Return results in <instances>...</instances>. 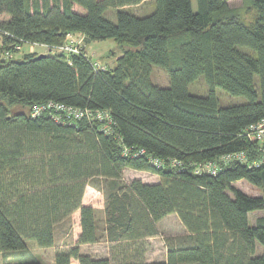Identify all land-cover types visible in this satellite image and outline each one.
<instances>
[{
  "label": "trees",
  "instance_id": "trees-1",
  "mask_svg": "<svg viewBox=\"0 0 264 264\" xmlns=\"http://www.w3.org/2000/svg\"><path fill=\"white\" fill-rule=\"evenodd\" d=\"M145 1L0 0L7 15L0 16V252L18 253L3 264H45L27 240L52 247L55 224L76 210L80 231L71 248L55 251L53 264H264V194L232 185L244 179L264 189V141L245 133L264 119V0H244L255 11L250 23L228 0H196L195 11L191 0H153L143 15L127 8ZM109 8L116 22L103 16ZM67 33L83 37V51L114 40L121 49L114 66L94 70L83 55L51 51L12 58L22 45L61 44ZM153 66L167 72V86L151 80ZM200 76L207 92H190ZM216 88L246 100L221 106ZM47 101L108 111L110 128L95 117H32L31 107ZM236 152L247 161L194 172L197 163ZM126 168L159 180L127 182ZM90 179L104 197L100 219L82 203ZM171 213L188 233L164 236L166 260L147 262L148 238ZM99 241L108 243V258L79 249Z\"/></svg>",
  "mask_w": 264,
  "mask_h": 264
},
{
  "label": "rangeland",
  "instance_id": "rangeland-1",
  "mask_svg": "<svg viewBox=\"0 0 264 264\" xmlns=\"http://www.w3.org/2000/svg\"><path fill=\"white\" fill-rule=\"evenodd\" d=\"M192 1V9L195 11L197 9L196 0ZM228 6L230 9L236 11L242 20L245 23H250L254 20V8L245 3L244 0H228ZM74 8L78 11L81 9L77 6ZM130 11L134 12L138 15H143L151 12L154 9L153 0H146L140 4L127 7ZM1 18H7V15H0ZM103 16L109 19L112 22H116V11L112 8H109L103 12ZM81 37L80 34H76L75 38ZM1 43V37H0ZM90 49H86L85 51L91 56L92 61L99 63L102 67H113L115 64L116 57L120 54V48L116 47L114 40L105 39L101 41H93L91 43ZM33 48L37 52L46 51L45 48L39 47L38 45L28 46ZM244 51H250L247 47H242ZM22 57V53L14 54L12 56L13 59H20ZM151 80L161 86H167L169 83L168 74L165 70L159 68L158 66H153L151 70ZM188 89L192 93L204 94L207 92L208 87L206 85L205 79L203 76H200L191 84H189ZM216 94L219 99V104L224 106L229 103H241L246 99L243 96H232L224 92L220 88H216ZM11 111L19 112L25 111L26 109H22L19 106L11 107ZM27 111V110H26ZM25 111V112H26ZM122 178L125 181H130L132 179H140L143 182L153 181L156 177L149 172L135 170L131 168H126L122 171ZM96 179L88 180V183L85 186L83 198L85 202L92 205L97 218L100 219L102 217V210L104 205V197L103 194L98 188H95ZM232 185L243 192L249 195H261L264 194V189L254 186L247 182L244 179H239L232 183ZM75 212V211H74ZM72 212L69 216L65 217L62 221L58 222L54 226V245L52 247H39L35 242L31 240H27V249L39 257L45 264H53L54 261V253L57 249H69L74 245V241L78 235V222L75 213ZM261 214V211H253L249 213V223H252L258 215ZM94 243L91 244V248L95 249L96 252H100V248H104V244ZM89 246V245H88ZM109 247V245H108ZM90 248V249H91ZM85 249V248H84ZM86 248L87 250H90ZM261 251V248L258 246V252ZM16 251H5L0 252V264H3L5 261L16 259L18 256Z\"/></svg>",
  "mask_w": 264,
  "mask_h": 264
},
{
  "label": "built area",
  "instance_id": "built-area-1",
  "mask_svg": "<svg viewBox=\"0 0 264 264\" xmlns=\"http://www.w3.org/2000/svg\"><path fill=\"white\" fill-rule=\"evenodd\" d=\"M76 34L67 33L65 40L61 44L47 45V44H38L34 43L30 46L38 45L43 47L46 51H51L55 53H63L65 55L70 54H80L86 58H89L92 62L94 70L106 69L102 67L99 63L92 61L91 56L84 50L83 51V37L75 38ZM43 112H48L56 122H66V120L82 119L83 117L88 118L89 120L93 117L99 119L103 122L101 129L105 132H108L110 126H108L109 113L108 111H98L96 110L93 114L87 109H81L78 107H72L65 105L63 103L47 101L44 103H37L31 107L30 114L32 117H36ZM107 121V122H106ZM246 135L251 141H264V119L259 121L256 124L250 125L246 129ZM127 148L124 149V153H127ZM144 151L142 149L136 150L132 155L136 156L142 154ZM239 160L241 162H246L247 158L244 152L228 153L221 155L217 160H210L203 163H197L194 165L195 173H206V174H216L222 167L228 164L230 161ZM150 162L157 167L163 166V160L152 158ZM259 161L253 160L254 165L258 164ZM172 165H181L180 161L172 160Z\"/></svg>",
  "mask_w": 264,
  "mask_h": 264
},
{
  "label": "crops",
  "instance_id": "crops-1",
  "mask_svg": "<svg viewBox=\"0 0 264 264\" xmlns=\"http://www.w3.org/2000/svg\"><path fill=\"white\" fill-rule=\"evenodd\" d=\"M92 43V42H91ZM91 43H88L86 45V49H90ZM35 51L33 48L28 47L27 45H22L20 51L17 53L20 54L22 53H29ZM15 53V54H17ZM152 174V173H151ZM156 178L153 181H150L149 183H154L158 182L159 177L156 174H152ZM82 203L88 204L85 202V199L82 198ZM77 222H78V233L80 231L79 227V211L76 210L75 212ZM157 229L159 231V234L156 236H152L148 238L149 242V248L147 250V253L145 255V260L147 262H153V261H165L166 260V247H165V242H164V236L169 235V236H179V235H185L188 233L186 227L182 224L180 221L178 215L176 213H171L166 215L164 218L159 220L157 222ZM96 243H100L96 242ZM91 244L94 243H89V244H80L79 249L82 253L89 254L93 257L96 258H108L110 256L109 252V247L108 243L106 241H102L101 244H104V248H100V252H96L95 249L91 248ZM89 245V246H88ZM85 248V249H84ZM86 248H91L90 250L86 251ZM71 264H78L76 260L72 259Z\"/></svg>",
  "mask_w": 264,
  "mask_h": 264
},
{
  "label": "water",
  "instance_id": "water-1",
  "mask_svg": "<svg viewBox=\"0 0 264 264\" xmlns=\"http://www.w3.org/2000/svg\"><path fill=\"white\" fill-rule=\"evenodd\" d=\"M41 55H43V54L41 53L39 56H41Z\"/></svg>",
  "mask_w": 264,
  "mask_h": 264
}]
</instances>
